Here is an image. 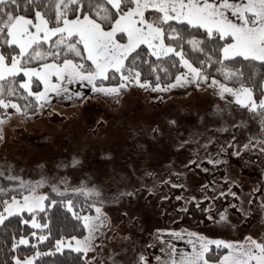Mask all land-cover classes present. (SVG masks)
Here are the masks:
<instances>
[{"label": "rangeland", "instance_id": "1", "mask_svg": "<svg viewBox=\"0 0 264 264\" xmlns=\"http://www.w3.org/2000/svg\"><path fill=\"white\" fill-rule=\"evenodd\" d=\"M212 78L166 92L133 84L118 97L73 83L92 97L82 103L50 94L53 103L35 115L0 125V170L10 165L0 187L18 198L27 194L20 182L40 184L37 194L51 200L81 196L93 207L84 215L93 217L101 207L106 219L87 264H138L141 255L148 264H171L172 247L191 251L188 233L226 242L263 237L264 116L228 94L221 98L208 86ZM80 188L100 196L74 190ZM220 213L229 223L208 218ZM88 235L85 229L76 237Z\"/></svg>", "mask_w": 264, "mask_h": 264}, {"label": "snow or ice", "instance_id": "2", "mask_svg": "<svg viewBox=\"0 0 264 264\" xmlns=\"http://www.w3.org/2000/svg\"><path fill=\"white\" fill-rule=\"evenodd\" d=\"M160 63L184 71L165 86L157 76L153 87L144 77L148 70L166 72ZM236 63L241 68H235ZM256 63L264 68V0H0V125L13 115H35L37 109L53 103L50 94L77 103L92 98L72 90L73 83L90 86L93 95L118 97L133 84L166 92L185 84L207 83L210 73L205 65L211 68L216 64L221 65L218 72L232 86L214 77L208 86L218 88L221 98L228 94L241 108L264 116V74L257 79L248 69ZM21 99L28 103L17 102ZM78 163L73 159V165ZM9 170L10 165L0 170V178ZM15 179L9 176V180ZM39 186L20 182L19 187L27 192L20 198L0 187V193L9 197H0V228L7 229L13 218H18L24 228L32 230L18 229L12 234L14 252L22 246L37 249L51 238L47 213L58 202L46 203L48 196L36 192ZM74 190L89 197L100 196L92 189L87 193L83 188ZM63 207L83 223L89 235L83 239L62 237L55 241L54 251L14 256V264H35L42 256L62 255L65 250L88 255L93 234L106 219L101 207H95L94 217L80 215L73 200H67ZM208 218L214 223H229L225 213H220L218 220ZM171 235L182 238L179 233ZM187 235L191 251L172 247L171 264H264V238L246 236L243 242H226L197 233ZM220 249L227 250L226 254L219 255ZM138 264H148L143 255Z\"/></svg>", "mask_w": 264, "mask_h": 264}, {"label": "trees", "instance_id": "3", "mask_svg": "<svg viewBox=\"0 0 264 264\" xmlns=\"http://www.w3.org/2000/svg\"><path fill=\"white\" fill-rule=\"evenodd\" d=\"M154 59V58H152ZM215 59V58H213ZM159 63V62H158ZM246 63V62H245ZM198 66V65H197ZM160 68L167 69L166 72L161 71L157 73H151L148 70V74L145 75L144 79L149 80L153 85L157 82V76L160 77L161 85H166L172 82L175 79V76L178 75L183 69L172 68L169 64H159ZM221 65L216 64L214 67L208 68L205 65V69L208 73H210L209 78H216L222 83H228L229 86H232V82L225 81L223 75L218 72V69ZM229 67H233V65H229ZM235 68H241L240 63H236ZM248 69H251L254 73H256V78L259 79L262 74H264V68L256 63L253 65H248ZM246 74H247V70ZM106 84L108 82H105ZM15 99V98H14ZM31 101H34L30 98ZM17 102L24 104V100H18ZM67 195L62 197H56L54 200L58 202V205L55 208H52L47 213V216L50 218L51 228H52V235L49 241H46L42 245H38L37 249H30L21 247L19 251H13L11 248V237L18 229H23L26 231H32L30 228H24V226L18 222V218H13L11 224L8 225L7 229L0 228V264H13V257H25L27 255L34 254L35 251L39 250L40 252H47L49 250H53L55 248V241L61 239L62 237L67 238L71 236L81 237L85 234V228L83 227V223L81 221H77L72 215L65 211L63 205L67 201ZM76 202V211L80 215H84L86 213H92L93 207L88 199H85L81 196H73L72 199ZM51 199L49 198L46 203H51ZM25 218H27V213L24 214ZM44 234H48L45 232ZM260 238H264L260 237ZM32 243H36L33 239ZM225 249L218 250L219 255L222 254ZM87 264L86 258L83 254H77L75 252H69L65 250L64 254H56L53 256H42L35 261V264Z\"/></svg>", "mask_w": 264, "mask_h": 264}, {"label": "water", "instance_id": "4", "mask_svg": "<svg viewBox=\"0 0 264 264\" xmlns=\"http://www.w3.org/2000/svg\"><path fill=\"white\" fill-rule=\"evenodd\" d=\"M81 185H82V183H81Z\"/></svg>", "mask_w": 264, "mask_h": 264}]
</instances>
